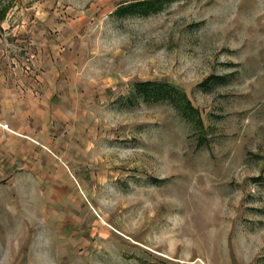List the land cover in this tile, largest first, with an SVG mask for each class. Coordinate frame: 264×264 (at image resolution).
<instances>
[{
    "label": "rangeland",
    "instance_id": "rangeland-1",
    "mask_svg": "<svg viewBox=\"0 0 264 264\" xmlns=\"http://www.w3.org/2000/svg\"><path fill=\"white\" fill-rule=\"evenodd\" d=\"M141 1L0 0V264H264V0Z\"/></svg>",
    "mask_w": 264,
    "mask_h": 264
},
{
    "label": "trees",
    "instance_id": "trees-1",
    "mask_svg": "<svg viewBox=\"0 0 264 264\" xmlns=\"http://www.w3.org/2000/svg\"><path fill=\"white\" fill-rule=\"evenodd\" d=\"M173 0H148L133 3L127 7L121 8L118 12L125 14H147L157 11L162 4L169 3ZM135 92L145 98L154 97L163 101H169L178 106L184 113L196 115L198 124L201 125V117L199 111L193 107L186 93L170 84H160L155 82L138 83L135 85Z\"/></svg>",
    "mask_w": 264,
    "mask_h": 264
},
{
    "label": "crops",
    "instance_id": "crops-1",
    "mask_svg": "<svg viewBox=\"0 0 264 264\" xmlns=\"http://www.w3.org/2000/svg\"><path fill=\"white\" fill-rule=\"evenodd\" d=\"M11 131H12V132H13V131L15 132L16 130H15V129H14V130L12 129ZM14 132H13V133H14Z\"/></svg>",
    "mask_w": 264,
    "mask_h": 264
}]
</instances>
